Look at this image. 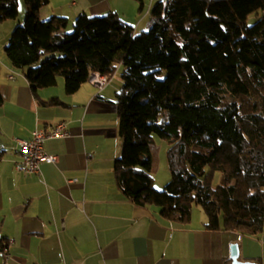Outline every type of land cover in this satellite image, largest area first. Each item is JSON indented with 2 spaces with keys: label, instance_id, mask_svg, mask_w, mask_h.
Returning a JSON list of instances; mask_svg holds the SVG:
<instances>
[{
  "label": "trees",
  "instance_id": "obj_1",
  "mask_svg": "<svg viewBox=\"0 0 264 264\" xmlns=\"http://www.w3.org/2000/svg\"><path fill=\"white\" fill-rule=\"evenodd\" d=\"M47 2L24 0L4 53L33 92L61 75L72 94L91 73L110 79L121 65L114 172L123 194L178 224H188L197 205L206 230L261 233L264 0L157 2L140 32L112 11L80 14L67 31L66 17H39ZM17 16L18 0H0V22ZM155 136L169 144L171 178L162 189L153 185Z\"/></svg>",
  "mask_w": 264,
  "mask_h": 264
},
{
  "label": "crops",
  "instance_id": "obj_2",
  "mask_svg": "<svg viewBox=\"0 0 264 264\" xmlns=\"http://www.w3.org/2000/svg\"><path fill=\"white\" fill-rule=\"evenodd\" d=\"M164 1L48 0L39 17H66L70 31L80 14L112 11L140 32L153 6ZM2 22L0 38L6 39L15 23L6 34ZM121 71L119 64L102 89L88 79L68 94L58 77L33 92L0 49V243L10 255L0 252V264H231V243L239 245L241 259L264 264V227L255 236L210 231L204 214L195 221L193 212L182 225L123 194L114 172L122 150L114 105ZM51 98L59 102L46 103ZM59 121L69 135L44 142L57 161L42 163L38 173L17 170L22 157L13 139H28L35 128L48 131Z\"/></svg>",
  "mask_w": 264,
  "mask_h": 264
},
{
  "label": "built area",
  "instance_id": "obj_3",
  "mask_svg": "<svg viewBox=\"0 0 264 264\" xmlns=\"http://www.w3.org/2000/svg\"><path fill=\"white\" fill-rule=\"evenodd\" d=\"M89 80L99 89L104 88L107 84V78L104 75L95 72L90 74ZM68 135L69 132L66 123L64 121H59L48 131L42 128H35L31 133V137L28 139L15 137L13 141L18 147L22 157L21 160L16 163L15 168L26 173H38L42 163H53L58 159L56 154L45 151V140L48 138L65 137ZM1 244L2 243H0V252L4 253L5 251H3ZM4 254L7 258L10 257L8 253ZM24 264L38 263L32 262Z\"/></svg>",
  "mask_w": 264,
  "mask_h": 264
},
{
  "label": "rangeland",
  "instance_id": "obj_4",
  "mask_svg": "<svg viewBox=\"0 0 264 264\" xmlns=\"http://www.w3.org/2000/svg\"><path fill=\"white\" fill-rule=\"evenodd\" d=\"M21 15H22V19H20ZM24 15H25L24 0H18V16H17V18L13 19V20H5L6 22H2L3 23L2 31H4V33L7 34L8 25L15 23V25H14V27H15L19 22H22V20L24 19ZM255 19H256V17L254 15L251 16L249 18V23H252ZM4 38L3 37L0 38V49H2L3 46H5L8 42V37H6V39H4ZM58 77H61L64 81V78L61 75H59ZM118 77H120V75ZM152 145L155 146L154 147L155 165H154L153 172H152V176L154 177L153 185L157 189H162L164 187V185L171 178V174H170V170H169V166H168V160H167V149L169 147V144L166 140L160 139L157 136H155L154 140L152 142ZM219 182H220V173L216 172L213 183H214V185H216ZM192 212H193V217H194L195 221L201 215H203L202 209L197 205L193 206Z\"/></svg>",
  "mask_w": 264,
  "mask_h": 264
},
{
  "label": "water",
  "instance_id": "obj_5",
  "mask_svg": "<svg viewBox=\"0 0 264 264\" xmlns=\"http://www.w3.org/2000/svg\"><path fill=\"white\" fill-rule=\"evenodd\" d=\"M230 258H231V264H258L255 261L241 259L240 249L237 243H231L230 245Z\"/></svg>",
  "mask_w": 264,
  "mask_h": 264
}]
</instances>
